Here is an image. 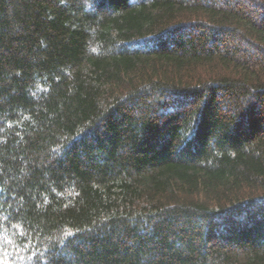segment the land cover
<instances>
[{"label": "trees", "instance_id": "trees-1", "mask_svg": "<svg viewBox=\"0 0 264 264\" xmlns=\"http://www.w3.org/2000/svg\"><path fill=\"white\" fill-rule=\"evenodd\" d=\"M0 264H264V0H0Z\"/></svg>", "mask_w": 264, "mask_h": 264}]
</instances>
